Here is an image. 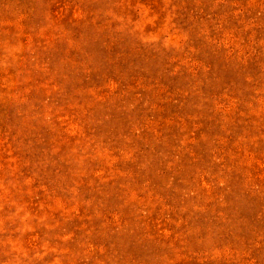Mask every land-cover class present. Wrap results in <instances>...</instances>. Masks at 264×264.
Masks as SVG:
<instances>
[{"label": "rangeland", "instance_id": "1", "mask_svg": "<svg viewBox=\"0 0 264 264\" xmlns=\"http://www.w3.org/2000/svg\"><path fill=\"white\" fill-rule=\"evenodd\" d=\"M0 264H264V0H0Z\"/></svg>", "mask_w": 264, "mask_h": 264}]
</instances>
